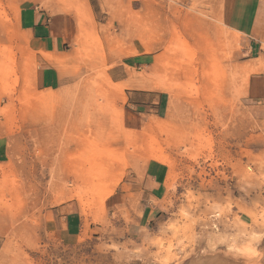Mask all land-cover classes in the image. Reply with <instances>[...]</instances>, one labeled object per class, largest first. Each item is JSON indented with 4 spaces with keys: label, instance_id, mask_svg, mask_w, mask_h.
<instances>
[{
    "label": "rangeland",
    "instance_id": "1",
    "mask_svg": "<svg viewBox=\"0 0 264 264\" xmlns=\"http://www.w3.org/2000/svg\"><path fill=\"white\" fill-rule=\"evenodd\" d=\"M254 77L264 0H0V264H264Z\"/></svg>",
    "mask_w": 264,
    "mask_h": 264
},
{
    "label": "crops",
    "instance_id": "2",
    "mask_svg": "<svg viewBox=\"0 0 264 264\" xmlns=\"http://www.w3.org/2000/svg\"><path fill=\"white\" fill-rule=\"evenodd\" d=\"M35 18V17H33ZM35 26H38L36 21L39 22L38 19H34ZM36 32H40L44 37L43 39L38 38L37 44H38V50L41 53L40 56H45L49 54H57L60 50L61 42L55 38L52 33H48L46 29H43L41 27H38L35 29ZM250 53H254V49L251 48ZM41 63L43 64V67L41 68L37 83L38 86L42 89H49L54 86L58 82V79L56 78V73L52 70L50 67L49 61L42 60ZM251 93L250 96L252 99L255 100H261L264 101V78L258 77L253 78L251 80ZM159 106V104H158ZM156 113L159 112V107L155 108ZM82 218L80 215H73L69 214L65 218V231L69 236H75L77 237L80 235V228H81Z\"/></svg>",
    "mask_w": 264,
    "mask_h": 264
},
{
    "label": "bare ground",
    "instance_id": "3",
    "mask_svg": "<svg viewBox=\"0 0 264 264\" xmlns=\"http://www.w3.org/2000/svg\"><path fill=\"white\" fill-rule=\"evenodd\" d=\"M139 86H141V85H139ZM194 263L201 264V261L196 259V260H194Z\"/></svg>",
    "mask_w": 264,
    "mask_h": 264
}]
</instances>
